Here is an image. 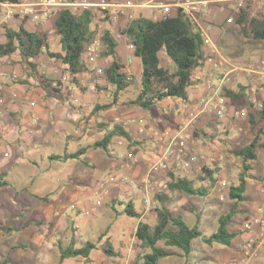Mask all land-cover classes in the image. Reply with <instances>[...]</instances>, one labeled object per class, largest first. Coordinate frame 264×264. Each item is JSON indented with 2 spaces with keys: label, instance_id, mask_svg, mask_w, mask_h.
<instances>
[{
  "label": "rangeland",
  "instance_id": "1",
  "mask_svg": "<svg viewBox=\"0 0 264 264\" xmlns=\"http://www.w3.org/2000/svg\"><path fill=\"white\" fill-rule=\"evenodd\" d=\"M70 1L73 2L75 0ZM99 1H86L89 9H93L95 15H100L97 17L99 22H94L93 25L96 34L104 35V31L107 29L110 30L117 41L122 40L123 44H128V39H125L126 36H122L121 30L126 23L141 16L134 11L132 13L124 11V9H116L120 7H109V9H112L110 12L114 11L110 15L113 16L112 18H116V20L105 22L104 13L99 14L100 8L93 6ZM134 1L138 5H144L150 0ZM106 2L116 4L117 0H106ZM151 4L154 5L155 2ZM232 4L233 6L236 5L235 2H231L230 5ZM252 4L248 9L247 27H249L251 19L261 18L262 14H264V4ZM83 8L73 7L71 10L78 13ZM222 14V18L224 19H220L219 24L216 26L223 28L224 33L228 32L236 36V39L238 41L241 40L244 46L247 45L244 49V54L241 55V58L245 62L254 61L255 63H259L264 55V42L255 41L251 34L249 36L241 35L240 28L237 27L236 22L232 25L226 23L229 12L225 11ZM150 16L153 17L152 19L157 18L156 15L153 16L151 14ZM53 21L54 19L50 20L49 27H46L44 30V37H47V34L48 37L51 36L50 43L52 50H46L42 57L39 56L37 59L39 63L44 60L53 59L50 53H62L59 37L52 35L54 28ZM250 45L260 50L251 49ZM116 51V53H121V46L117 47ZM21 57L20 52L17 51L14 57V64L22 65L24 73L25 69H28L29 66H26V62ZM101 59H104L102 54ZM58 62L56 59L54 63L58 64ZM40 66H44V63ZM103 66L107 67L108 64H104ZM30 70L35 72L37 67L35 69L30 67ZM47 76L46 70L44 78L47 79ZM136 77V80L132 78L130 86L125 91L120 92L118 96H116V88L114 86H111L105 93L102 88L98 87L97 93L103 92L104 95H100L101 97L98 96V98L93 100L88 115H94V107L97 104L109 105V108L106 111L95 112L97 114L95 115V122L91 126L87 125L88 128L85 134L100 122L107 125L112 124V117L115 116L120 117L122 121H127V118H130L131 126L127 127L128 130L125 129L128 133H132V126L138 125V129L140 130L142 128L139 124L140 118H147V116H151L153 113L157 114V119H159L158 123L156 122L155 124L154 121L151 125L155 127L156 131H160L161 128L168 124L163 118V116H166L165 108H160L159 104L153 106L151 110H144L131 104L141 92L142 78L139 75H136ZM19 80L21 79L19 78ZM17 83L19 82H14L13 84ZM49 84L51 85V83ZM260 86H264V84ZM27 102L29 104L28 100ZM108 111L113 112L112 116H101V113L105 114ZM14 121L15 118L11 117V131L14 129L12 126ZM236 122L240 124L235 128H228L223 121L220 122L216 117V119H213V123L220 125L216 127L218 132L211 129L206 131L197 128L189 129V132L192 134V141L189 143L188 152L194 156H205V159L200 160L190 172L176 169L173 160L170 162L167 172H150L154 162L161 155H158V158L152 155L149 156L151 152L146 149L149 147L151 141L148 140L143 142V145L146 144L145 146L140 145L142 147L138 149L136 148L138 147V143L129 144L128 142H125L126 146L124 148L112 147L109 152L112 155L111 158L105 151L93 148L86 157H83V160L87 161L90 166L88 168L84 167L81 171H75L76 176L87 179L91 186L81 188L82 191H87L88 194L85 198V203L83 198L79 200L75 199L72 202L71 199L67 198L66 201H63L57 191L59 186L40 178L37 179L35 184L11 179L7 188L0 186V264H133L138 255L143 253L142 249L138 247L139 243L136 240V227H138L140 222L156 225L157 217L154 209L160 207V203L156 199L158 193H166L169 199L166 206L169 210L173 214L184 215L192 226L199 222L197 218L199 216V226L201 227L200 230L203 237L211 235L217 229L219 217L226 214L232 206L228 198V192H230L232 185L238 183V175L242 171L241 160L232 156L230 152L250 144L255 137V133L251 130L247 118L244 120L238 118ZM93 132L94 135L92 134L93 136L91 135L90 137L92 138L90 139L94 140V142L102 138L98 134L100 129L97 128ZM195 141L201 142V145L197 146ZM90 142L91 140L85 141L83 146L85 147ZM54 145L37 153L36 156L41 157L44 154L48 156L51 152L64 154L65 149L63 147L57 145L55 141ZM142 149L145 150L144 154H141L143 153ZM70 151H74V149L69 148L68 152ZM129 152H132L134 156L132 160L127 157V153ZM123 153L125 155H123L124 158L122 160L117 159V154L121 155ZM258 155V160L253 163L254 170L252 173V176H256L257 179L252 178L248 181V196L253 195L257 197L260 193L258 190L260 186L259 179L264 172V149H259ZM10 160L11 157H9ZM110 160L115 164H119L125 170H110L107 165V162ZM49 161V164L52 166V169H50L51 178L55 181H59L60 177L64 176L66 172L74 170V168L69 167L71 163L65 164L63 162H54L53 160ZM47 164L43 162L39 170L44 172ZM79 166L81 167V165ZM204 167H218L220 169V172L216 174L218 184L215 189L208 191L207 196L173 194L167 191V185L170 180L169 172H174L178 177L192 180L196 188L209 187L208 183L203 184L198 180L202 176V173H204ZM39 170L31 169L27 171L30 174H37ZM59 172L61 174H58ZM44 174H47V172H44ZM111 178H114L115 181L111 182ZM122 180L125 183H122ZM221 182H225L226 185H221ZM36 191L40 194L38 198H35L33 195ZM221 196L223 199H221ZM145 199H150L153 202V207H147ZM129 202L134 203L136 212L141 216L139 219L130 218L126 215H118L125 208L120 203ZM243 204L249 206L247 203ZM241 208L244 209V206ZM237 228L239 227L234 223L232 230ZM104 232L107 233V237L103 239L101 244H104L106 239L109 238L112 243L111 245L116 253L119 254V257H107L101 249H97L92 252L90 261L73 258L61 263L60 246L65 248L74 239L77 243L76 246L82 247L88 241L97 242ZM244 236H238L233 245L240 244ZM195 245L197 253L194 254L196 258H193V264H220L219 258L222 255V251L219 245L214 244L213 246H209L202 238L198 239ZM187 262L184 257H171L163 261L161 260L160 264H187ZM225 264H231V262Z\"/></svg>",
  "mask_w": 264,
  "mask_h": 264
},
{
  "label": "crops",
  "instance_id": "2",
  "mask_svg": "<svg viewBox=\"0 0 264 264\" xmlns=\"http://www.w3.org/2000/svg\"><path fill=\"white\" fill-rule=\"evenodd\" d=\"M176 1L177 0H150L147 4L152 2H155V4L143 8L137 7L143 10L133 9L124 11L135 12L141 17L147 19L153 18L150 16L151 14L157 16L155 19H162L165 18L166 15L164 14L163 9L159 8L162 5L174 4ZM189 1L198 3L202 0ZM248 1L250 0H247V3ZM252 1L256 5L261 3L264 4V0ZM231 2H235L236 5H230ZM237 5L238 3L236 0H226L218 4L211 3L207 6H202L200 8V13L192 16L187 15L196 24L195 26L197 30L200 31L206 39L203 48L206 61L201 68L194 71V82L188 90V100L181 101L176 99H166L159 103L158 106H160V108H165L164 111L166 116H163V118L164 121L168 123L165 127L161 128L160 131L162 132L159 130L156 131L154 129L155 127L151 126L154 121L156 124L159 120L157 119V114L153 113V115L147 116V118H140V121L144 122V134H141L138 125L132 126V133L129 132L131 140L128 142L122 138L115 137L116 139L112 140L110 148L115 146L119 147L117 141L124 140V142H128L129 144L138 142V147H136L138 149L145 146L146 144L143 145V142L148 140L151 141L149 147L146 149L151 152L149 156L152 155L155 158H158V155H162V153L165 152L172 135L176 134L178 130L184 128L186 125H189L188 130L190 128H197L205 131L211 129L212 131L218 132L216 127L220 125L213 123V119H216L217 117L215 115V104L219 99V91L222 92V94L224 93L223 96L227 101V112L222 118L217 117V120L220 122L223 121L228 128H235L240 124L239 122H236L238 120V117H236L237 112L243 110L247 111V118H249L250 109L253 108L254 110H257L255 102L264 101V86H260L261 84H264V55L259 63H255L254 61L245 62L241 58V55L244 54V49L247 45L244 46L241 43V40L238 41L236 39V36H233L228 32L224 33L223 28L216 26L219 24L220 19H224L222 18V12L225 11L229 12L226 23L228 25L234 24L238 15V12L236 11ZM177 10V8L171 7L167 16H176L178 13ZM230 18H233L234 23L228 22ZM3 21L4 15H0V31L2 32L0 36V46L7 42V29L18 30L22 23H24L23 25L25 29L29 32L38 33L41 37H44V30L50 25V20L35 24L29 21V19L25 21L21 20L17 15L13 16L2 25ZM52 35L57 37L54 28ZM46 38L48 49L44 48L40 57L43 56V53L46 50H52L50 43L51 36L48 37L47 34ZM125 39L128 38L125 37ZM121 41L122 40L117 41L118 47L121 46V53H117V57L120 59L119 61L120 63L122 62L121 65L124 67L122 71L136 80V75L142 77L140 58L135 55L134 50L129 48V39L127 41L128 44H123ZM250 47L254 50H260L251 45ZM210 56H214L219 65V68L215 72L212 71V65L208 61ZM14 57L15 54L12 56H0V61L3 62V66L0 69V100L3 102L0 104V180L2 183H5L4 186L7 188L11 179L35 184L37 179L40 178L44 181L58 185L59 188H57V191L59 192V195H61L60 197L63 201H66L67 198L71 199V202L75 199L79 200L83 198L85 203V198L88 194L87 191H82L81 188H88L90 184L87 179L76 176L75 171L83 170L85 166H83L82 162H87L83 160V157H86L89 151L93 149L90 147L93 145L92 143L94 140L90 139L92 138L90 136L92 134L94 135L93 130H97V125L92 127V130L85 134L88 126L94 124L95 115H97L95 114V111L93 112L94 115H88L91 110V103L94 99L98 98V96H103L105 91L109 90L111 87L110 85H106L104 77L99 78L98 81L96 80L99 84L98 86L103 87L104 93L91 92L88 85L95 82L90 76L95 74L96 67H102L105 70L106 67L103 65L108 64L109 66L114 59L113 57L99 59L96 64H90V70L73 74L69 71L68 65H65L61 59L57 58L49 59L48 61L44 60L40 63L37 58L32 61L37 67V70L33 72L26 63L29 70L25 69V72L23 73L22 65L14 64ZM131 58L133 60L128 62ZM56 59L59 61L58 64L54 63ZM169 61L170 60L167 59L165 53H163L162 66L169 67ZM43 63L44 66L41 67L40 65ZM46 70L48 80L44 78ZM84 76L89 77L84 78ZM19 78L21 80H19ZM14 82L19 83L13 84ZM82 82H84V84ZM49 83H51V85ZM220 85H222L221 89L219 88ZM81 86L86 90L83 91ZM227 90H231V92L236 94L243 93V98L236 103H233L231 98L226 95ZM27 100L29 101V104ZM112 114L113 112L108 111L105 114L101 113V116H112ZM11 117L15 118V121L13 122L14 124L12 125L14 129L12 128V131ZM116 117L118 116L112 117L113 121L112 124L110 123L111 125H108L109 129H112L115 124H118L115 122ZM239 119L244 120L246 118ZM128 121H130V118H127V122ZM130 126L131 123L129 127ZM124 129H127V127ZM104 133L105 132L100 129L98 134L103 137ZM89 140H91V142L84 147V142ZM54 141L57 145H60L65 149L64 154L51 152L48 156L45 154L41 157L36 156V154L42 150L55 146ZM195 144L198 146L201 145V142L195 141ZM69 148H73L74 151L68 152ZM84 148H88V151H86L85 155L82 156L80 160L63 161L52 159V157L55 156L64 157L65 155L75 153ZM142 152L143 153L141 154H144L145 150L142 149ZM4 154H8V156L6 157ZM106 154L110 158L112 157L111 154ZM123 155L124 153L121 155L117 154L116 157L117 159L122 157L119 159L122 160L125 156ZM9 157H11L10 161ZM49 160L63 162L65 164L71 163L69 167L74 168V170L69 171L68 173L66 172L64 176L62 175V177H60L59 181H55L51 178L50 169H52V166L49 164ZM43 162L48 163L44 171L47 172V174H44L42 170H39L40 166L43 165ZM79 165H81V167ZM107 165L110 170H125L121 168L122 166L113 163L111 160L107 162ZM31 169H36V171L39 170V172L37 174H30L27 170ZM58 174H61V172ZM259 182V195L257 197L253 195L248 196V193L246 192L248 201L243 203H247L249 206L240 203L239 211H237V214L229 227V232L237 234L236 238L245 235L244 238H242V242L237 245L232 244L231 247L217 244L221 247L222 251V255L219 258L220 264L230 262L231 264H239L244 258V251L242 249L243 245L250 240L256 241L260 246L258 256L253 259L250 264H264L263 228L257 226L252 231L245 230L246 223L251 221L254 217H257V211L259 208L264 207V172L261 174ZM221 185H223V182H221ZM33 195L35 198L40 196L37 191L34 192ZM221 199H223L222 196ZM242 206H244V209L241 208ZM182 216L186 219L184 215ZM238 220H240V222H238ZM234 223L239 228L232 230ZM211 235H209V237ZM194 247H196V245ZM195 253H197L196 249L192 254V262L190 264H193V258H196L194 255Z\"/></svg>",
  "mask_w": 264,
  "mask_h": 264
},
{
  "label": "trees",
  "instance_id": "3",
  "mask_svg": "<svg viewBox=\"0 0 264 264\" xmlns=\"http://www.w3.org/2000/svg\"><path fill=\"white\" fill-rule=\"evenodd\" d=\"M16 2L17 0H9ZM87 1V0H85ZM248 1L246 7L242 8L237 15L236 23L240 28L241 35L249 36L251 34L255 41L264 42V14L261 18H253L248 23V9L253 4ZM112 9L102 10L105 16V22L112 21L110 12ZM100 11V9H99ZM176 16H167L162 19L134 18L124 25L121 30L122 36L129 39V43L135 47L134 53L140 58L142 67L141 92L131 104L144 110H151L156 104L166 99H176L187 101L189 98V88L193 85L194 71L201 68L206 61L204 56V45L206 39L197 30L196 24L181 10H177ZM95 13L93 9L83 8L78 13H73L70 9L63 8L59 15L54 19L53 25L56 35L62 48V53H50L53 58L61 59L65 65H68L69 71L73 74L90 70V64L85 60V52L88 45L94 41L96 32L93 29L95 22ZM28 20V19H25ZM24 20V21H25ZM23 21V22H24ZM24 23L18 30L7 29V42L0 46V56H12L17 51L21 58L29 67L35 69L33 60L39 58L44 48L48 49L46 37H41L38 33H31L25 29ZM249 30V31H248ZM117 40L113 37L110 30H105L102 35L101 54L104 59L113 57L114 60L105 68L106 85L116 88V96L125 91L132 80H127L128 75L122 70L124 67L117 57ZM165 53L170 61L169 67L162 66V55ZM92 69V66H91ZM82 87V86H81ZM102 88V86H98ZM83 91L84 89L82 87ZM226 95L236 103L243 98V93L236 94L231 90L226 91ZM109 105L97 104L94 111L107 110ZM248 123L255 133V137L250 144L234 149L230 154L241 160L242 171L238 175V183L230 187L228 198L232 202L231 209L219 217L218 229L210 237H203L200 231L199 222L192 226L182 215L173 214L166 206L169 201L166 193H158L156 196L160 207L154 209L157 217L156 225L147 222H140L136 227V240L138 247L143 253L138 255L133 264H160V261L169 257H185L187 264L192 262V254L195 251V241L202 238L209 246L220 244L231 247L237 234L229 232V227L233 222L240 203L248 201L246 192H248V181L252 178L254 170L253 163L258 160V150L264 148V109H250ZM98 129L105 132L100 140L93 143L90 148L100 149L109 153L110 145L115 137L130 141V133L124 127L115 124L109 129L107 124H96ZM138 143V142H137ZM88 148L80 149L75 153L63 156L52 157L54 160H80L85 155ZM83 166L89 167V163L82 162ZM204 173L198 178L203 184L208 183L209 187L196 188L194 182L185 177H178L174 172H169L168 192L179 193L182 195H192L205 197L208 191L215 189L218 184L216 174L220 172L218 167H204ZM0 180V186H4ZM124 205L123 211L119 216L126 215L130 218L139 219L141 216L135 210L133 202L120 203ZM1 228V227H0ZM109 229V228H108ZM12 230V229H8ZM107 237L104 232L97 242L88 241L82 247L76 246L73 239L64 248L60 246L61 263L79 258L86 261L91 260V254L94 250L101 249L107 257H119L109 238L104 244L103 239ZM100 247H98V245Z\"/></svg>",
  "mask_w": 264,
  "mask_h": 264
},
{
  "label": "built area",
  "instance_id": "4",
  "mask_svg": "<svg viewBox=\"0 0 264 264\" xmlns=\"http://www.w3.org/2000/svg\"><path fill=\"white\" fill-rule=\"evenodd\" d=\"M222 1L226 0H202L201 2H191L189 0H177L174 4L171 5H162L159 9H163L164 14H169L170 8L175 7L178 10H181L186 15H195L197 13H200V8L202 6H207L211 3L218 4ZM238 3L236 7V11L239 12L242 8L246 6L247 0H236ZM152 4H144V5H138L134 0H117L116 4L113 3H107L106 0H100L97 4L93 5L97 8H100V13H102V10H107L109 7H120L116 9H124V10H133L137 7H146L151 6ZM73 7H85L88 8L89 5L85 0H17L16 2H12L9 0H0V15H4V21L2 23L5 24L7 20L12 18L13 16H16L20 18L21 20L29 19V21L38 24L45 21H49L52 19H55L58 15L61 9L67 8L70 9ZM73 13H76L75 11L71 10ZM100 16V15H98ZM95 15V23H98V17ZM165 17V18H166ZM112 21H115L116 18H112ZM229 23H234L233 18H230L228 20ZM1 27V26H0ZM4 32V30H3ZM2 32L0 31V36ZM129 48L131 50H135V47L130 44ZM101 50H102V34H97L94 41H92L85 52L86 60L89 64L94 65L96 62L101 59ZM43 51V50H42ZM133 59L131 58L128 60V62H131ZM209 63L212 65V71L215 72L219 68V65L217 61L215 60L214 56H210L208 58ZM3 66V62L0 61V69ZM5 74V73H3ZM127 80H132V76L129 74ZM105 76V70L102 67H96L95 74L90 76L94 83H91L88 85V88L91 92H97L98 90V81L99 78H103ZM89 76H84V78H87ZM84 81V80H83ZM92 81V82H93ZM84 84V82H82ZM222 85H220L221 89ZM219 99L215 104V113L217 117H223L225 113L227 112V101L225 100V97L223 96L224 93L219 91ZM2 100H0V104H2ZM255 104L257 105V110L264 109V101L258 102L256 101ZM248 112L247 111H239L236 113V117L238 118H247ZM115 122L118 123L120 127H128L131 123L130 121H122L120 118L116 117ZM140 126L142 127L139 131L141 134L145 132V129L143 128L144 122L139 121ZM189 125H186L184 128L178 130L176 134L172 135L170 139L169 145L166 147V150L162 155L158 158L157 161L154 162L152 169L150 172H161V171H168L169 164L173 160L175 164V168L178 170H184L190 172L193 167L202 159H205V156H194L189 151V143L192 141L191 137L192 134L188 130ZM119 147H125L124 140H118ZM6 157L8 154H4ZM127 157L129 159H133L132 152L127 153ZM122 157H119V159ZM111 182L115 181L114 178L110 179ZM122 183H125L124 180H122ZM223 185H226L225 182H223ZM264 197V193H263ZM100 204V203H99ZM145 205L149 208L153 207V202L150 201V199H145ZM258 215L257 217H254L246 223L245 230L246 231H252L257 226H261L264 230V207L259 208L257 211ZM259 248L260 246L257 244L256 241L250 240L249 242L245 243L243 245V251H244V258L241 260L239 264H250V262L255 259L259 254Z\"/></svg>",
  "mask_w": 264,
  "mask_h": 264
}]
</instances>
